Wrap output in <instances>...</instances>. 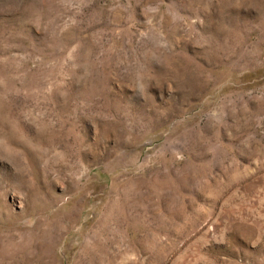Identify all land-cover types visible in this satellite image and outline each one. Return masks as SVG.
<instances>
[{"label": "rangeland", "instance_id": "374dc122", "mask_svg": "<svg viewBox=\"0 0 264 264\" xmlns=\"http://www.w3.org/2000/svg\"><path fill=\"white\" fill-rule=\"evenodd\" d=\"M0 264H264V0H0Z\"/></svg>", "mask_w": 264, "mask_h": 264}]
</instances>
